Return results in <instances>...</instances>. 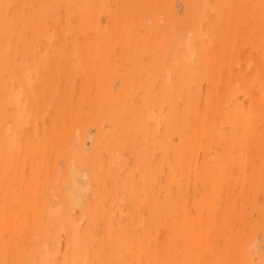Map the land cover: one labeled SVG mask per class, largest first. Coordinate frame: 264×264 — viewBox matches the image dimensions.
I'll return each instance as SVG.
<instances>
[{
  "label": "bare ground",
  "instance_id": "1",
  "mask_svg": "<svg viewBox=\"0 0 264 264\" xmlns=\"http://www.w3.org/2000/svg\"><path fill=\"white\" fill-rule=\"evenodd\" d=\"M0 264H264V0H0Z\"/></svg>",
  "mask_w": 264,
  "mask_h": 264
}]
</instances>
